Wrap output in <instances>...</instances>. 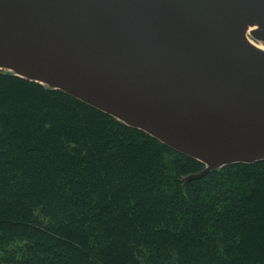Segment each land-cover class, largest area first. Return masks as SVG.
<instances>
[{"label": "trees", "instance_id": "1", "mask_svg": "<svg viewBox=\"0 0 264 264\" xmlns=\"http://www.w3.org/2000/svg\"><path fill=\"white\" fill-rule=\"evenodd\" d=\"M204 167L0 69V264H264V159Z\"/></svg>", "mask_w": 264, "mask_h": 264}, {"label": "water", "instance_id": "2", "mask_svg": "<svg viewBox=\"0 0 264 264\" xmlns=\"http://www.w3.org/2000/svg\"><path fill=\"white\" fill-rule=\"evenodd\" d=\"M264 0H0V69L205 164L264 159Z\"/></svg>", "mask_w": 264, "mask_h": 264}, {"label": "bare ground", "instance_id": "3", "mask_svg": "<svg viewBox=\"0 0 264 264\" xmlns=\"http://www.w3.org/2000/svg\"><path fill=\"white\" fill-rule=\"evenodd\" d=\"M260 28L253 18H247L242 25V36L248 41V43L253 47V49L259 54L264 55V45L262 43L252 40L248 34L252 29Z\"/></svg>", "mask_w": 264, "mask_h": 264}, {"label": "rangeland", "instance_id": "4", "mask_svg": "<svg viewBox=\"0 0 264 264\" xmlns=\"http://www.w3.org/2000/svg\"><path fill=\"white\" fill-rule=\"evenodd\" d=\"M252 30H256V29H252ZM251 30V31H252ZM250 31V32H251ZM248 36L252 39V40H254V41H256V42H259V43H262L263 45H264V42L262 41V39H256L255 37H253L252 35H250V33L248 34Z\"/></svg>", "mask_w": 264, "mask_h": 264}]
</instances>
